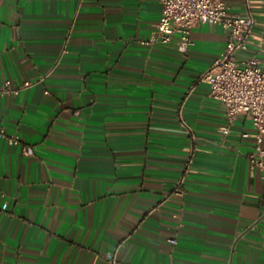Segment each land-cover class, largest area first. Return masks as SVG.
<instances>
[{"label":"crops","instance_id":"obj_1","mask_svg":"<svg viewBox=\"0 0 264 264\" xmlns=\"http://www.w3.org/2000/svg\"><path fill=\"white\" fill-rule=\"evenodd\" d=\"M249 4L240 55L264 63V0ZM161 10L0 0V87L18 89L0 93V127L34 149L0 138V264H264L254 128L198 81L228 32L199 24L186 50L179 33L149 42Z\"/></svg>","mask_w":264,"mask_h":264},{"label":"built area","instance_id":"obj_2","mask_svg":"<svg viewBox=\"0 0 264 264\" xmlns=\"http://www.w3.org/2000/svg\"><path fill=\"white\" fill-rule=\"evenodd\" d=\"M246 13H234L226 0H162L161 17L149 38V42L168 43L176 33L180 34L178 46L186 50L191 44L193 28L203 23L219 24L228 32L226 45L219 57L205 70L198 81L209 85L210 96L219 101L230 123L241 116L248 117L254 133L243 132L244 137L253 136L255 144L249 154L252 167L264 168V63L255 56L242 57L248 49L249 37L256 24L250 9V0H245ZM30 83H25L28 86ZM17 92L9 83L0 87V93ZM191 133L193 129L186 125ZM0 138L11 145H21L26 155L34 154L31 145L25 143L17 132H8L0 127ZM184 176L175 189L180 194ZM176 243V239H170Z\"/></svg>","mask_w":264,"mask_h":264}]
</instances>
